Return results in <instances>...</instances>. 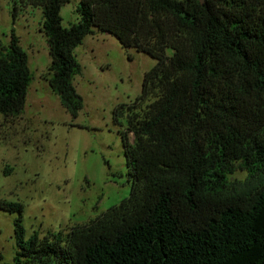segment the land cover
I'll use <instances>...</instances> for the list:
<instances>
[{"label": "trees", "instance_id": "1", "mask_svg": "<svg viewBox=\"0 0 264 264\" xmlns=\"http://www.w3.org/2000/svg\"><path fill=\"white\" fill-rule=\"evenodd\" d=\"M25 1L42 11L48 83L73 117L86 35L111 33L155 64L135 100L114 110L126 118L129 195L65 234L27 237L23 205L0 201L17 213L12 264H264V0H80L67 27L68 0ZM31 81L12 28L0 51L1 114L24 110Z\"/></svg>", "mask_w": 264, "mask_h": 264}, {"label": "rangeland", "instance_id": "2", "mask_svg": "<svg viewBox=\"0 0 264 264\" xmlns=\"http://www.w3.org/2000/svg\"><path fill=\"white\" fill-rule=\"evenodd\" d=\"M79 1L62 5L63 26L78 21ZM42 18L41 9L25 0H0V51L14 28L32 73L24 110L14 117L0 113V201L23 205L26 237L35 231L65 234L129 195L126 118L116 119L114 110L135 100L155 64L149 55L122 47L111 33L86 35L75 49L82 70L72 81L83 107L73 117L48 83L51 58ZM127 139L133 142V133ZM245 176L237 170L233 179ZM16 216L0 209L2 264H12Z\"/></svg>", "mask_w": 264, "mask_h": 264}, {"label": "water", "instance_id": "3", "mask_svg": "<svg viewBox=\"0 0 264 264\" xmlns=\"http://www.w3.org/2000/svg\"><path fill=\"white\" fill-rule=\"evenodd\" d=\"M200 2H204V0H199ZM108 33V32H107Z\"/></svg>", "mask_w": 264, "mask_h": 264}]
</instances>
